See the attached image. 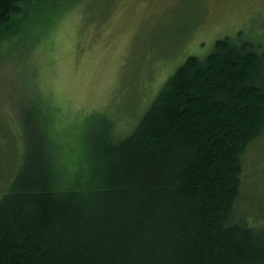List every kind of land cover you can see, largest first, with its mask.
<instances>
[{
	"label": "trees",
	"instance_id": "obj_1",
	"mask_svg": "<svg viewBox=\"0 0 264 264\" xmlns=\"http://www.w3.org/2000/svg\"><path fill=\"white\" fill-rule=\"evenodd\" d=\"M77 1L0 0V41L30 7ZM110 128L71 179L48 141L23 147L0 183V264H264L263 208H237L243 157L264 134L257 43L239 32L188 56L129 133Z\"/></svg>",
	"mask_w": 264,
	"mask_h": 264
},
{
	"label": "rangeland",
	"instance_id": "obj_2",
	"mask_svg": "<svg viewBox=\"0 0 264 264\" xmlns=\"http://www.w3.org/2000/svg\"><path fill=\"white\" fill-rule=\"evenodd\" d=\"M42 8L30 7L17 32L0 41V183L35 140L43 151L48 141L54 172L71 179L91 165L110 127L129 133L176 68L188 56L205 58L216 40L241 32L264 51V0H78ZM243 162L238 213L264 221V134Z\"/></svg>",
	"mask_w": 264,
	"mask_h": 264
}]
</instances>
